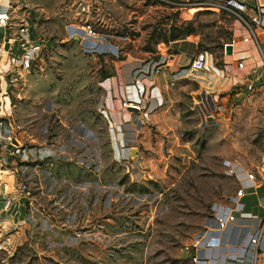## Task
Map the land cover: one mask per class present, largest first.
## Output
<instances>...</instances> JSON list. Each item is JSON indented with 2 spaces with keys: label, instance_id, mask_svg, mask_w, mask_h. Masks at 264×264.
<instances>
[{
  "label": "rangeland",
  "instance_id": "374dc122",
  "mask_svg": "<svg viewBox=\"0 0 264 264\" xmlns=\"http://www.w3.org/2000/svg\"><path fill=\"white\" fill-rule=\"evenodd\" d=\"M215 2L7 0L2 35L12 48L1 66L12 119L24 147L46 143L55 156L6 166L0 129V264H191L183 245L228 209L238 186L228 166H244L264 188V73L253 90L235 86L200 108L198 83L175 85L159 125L142 133L137 167L115 160L98 111L120 63L171 52L169 41L189 33L207 53L197 78H214L209 62L222 67L235 17ZM83 19L94 37L72 33ZM218 260L252 264L238 245L223 247Z\"/></svg>",
  "mask_w": 264,
  "mask_h": 264
},
{
  "label": "crops",
  "instance_id": "0c3cea01",
  "mask_svg": "<svg viewBox=\"0 0 264 264\" xmlns=\"http://www.w3.org/2000/svg\"><path fill=\"white\" fill-rule=\"evenodd\" d=\"M245 1L248 4V13L254 12L258 5L264 6V0ZM6 4L7 0H0V5L6 6ZM181 13L183 14L182 11ZM230 30L231 38H234L235 41L231 43L230 38V40L225 44L227 52L223 56L222 67H217L212 63V61H210L211 63L209 62L211 73L215 76L214 78L208 76L210 80H199L197 77L201 75H198L197 73H188L187 71L186 65L195 51L198 50L197 46L199 41L196 33H189L184 37L169 41L167 49L171 52H161L156 57H149L145 60L135 58L131 61H123L119 64V68H116V74L108 77L110 80H106L104 82V85H110L114 96L115 107L111 110V117L116 122L126 121L125 126L128 129L127 140L130 144H132L131 152L133 149V151H135L132 159L129 163L127 162L128 164L134 162L137 164H133V167H137L138 162H140L141 158H143L142 151L138 147L139 142L143 139L141 137L142 133L147 134L153 126L159 125L158 119L160 114L164 115L165 113V111L162 110L163 105L165 103L171 104V101L177 98L175 85L178 84L180 89H184V87H187L190 82L198 83L199 90L193 95V97L196 98L194 106L196 108L199 106L198 108H200V102L202 103L205 100L207 101L213 99V95H215V93L226 92V90L238 85L245 86V83L251 80H254L255 83L260 80L262 74L264 73V18L263 25L254 27V35H251V37H249L246 41L242 40V37L247 34V29L244 24L234 16L231 20ZM7 32V28L3 29L0 27V79L4 82V89H0L2 93V109L0 111V117L3 121H6L7 119L11 120L13 115L12 111L9 110L12 106L10 103V97L5 87L6 80L2 74L3 68L1 66L2 59L4 57H8L9 50L12 48V42H10L11 38L7 41V37H3L2 35V33L7 34ZM159 57H166V62L162 69L155 74L145 76L141 79L144 84V94L142 96V107L140 111L131 110L125 117L124 111L119 109L120 101L124 97L125 84L133 80V72L135 68L149 65ZM239 60L243 62V66L241 68L237 66V61ZM14 66H18V64L14 63ZM211 81H214L213 85L215 87H211ZM214 89H216V92H213ZM22 138L23 136L18 139V143H16L15 146L8 144V155L6 158H3L6 166H13V164L16 165L18 161L23 162L29 155L37 156L36 159L52 158L55 156L53 148L46 143H41L40 146H38L39 148L36 144H34L36 145L35 147L31 145L24 147ZM183 157L190 158L191 155L189 152H184ZM13 168L15 169V166ZM138 170L139 168H136L133 171L137 172ZM233 193L229 196L227 202L230 200ZM240 201L239 210L247 212L253 216L254 222L257 220L262 221L264 219V188L258 187V184H255V181L253 186L245 188L244 195L241 197ZM230 202V204L227 205L225 203L224 205L229 208L232 205L231 200ZM251 224L252 222L250 221L248 226ZM247 229V227L234 225L222 232H211V236L214 239L211 241L210 245H207L202 249V254L207 257L219 259L223 248L220 242L225 243L223 245L242 246L244 244V238L246 240L247 237V233H245ZM240 233L241 236L238 238ZM255 264H264V254H259Z\"/></svg>",
  "mask_w": 264,
  "mask_h": 264
},
{
  "label": "built area",
  "instance_id": "2783aa9c",
  "mask_svg": "<svg viewBox=\"0 0 264 264\" xmlns=\"http://www.w3.org/2000/svg\"><path fill=\"white\" fill-rule=\"evenodd\" d=\"M217 8H224L235 15L246 27L247 34L242 37V40H248L251 35H254V27L263 25L264 18V6L258 5L254 12L248 13V4L245 0H219L212 4ZM8 21V9L7 6L0 5V27L5 29ZM81 29L73 30L74 35L80 36L85 39V36L94 37L96 30L92 23L88 22L87 19L82 20ZM235 41L231 38V43ZM207 54L204 50H196L193 56L188 61L186 67L188 73H196L203 71L206 67ZM166 62V57H159L149 65L139 66L134 69V76L131 82H128L124 86V97L121 99L119 109L124 111L127 106L136 107L137 111H140L142 107V96L144 94V84L141 79L145 76H149L159 72ZM237 66L241 68L243 62L237 61ZM107 93L100 99L98 103V111L108 119L109 131L112 138L114 158L120 163L128 162L132 159L131 154L132 144L127 140V131L125 127L126 121L116 122L111 117V110L114 109V97L111 93L110 85L105 86ZM255 88L254 80L245 83V89L251 91ZM2 109V93L0 91V111ZM11 111V109H9ZM14 119H7L3 121L0 117V129L3 132L4 140L9 144L15 146L18 143L19 133L21 125L14 123ZM15 141V142H14ZM7 144V145H8ZM9 152V148L7 149ZM8 152L4 154V157L8 155ZM3 157V158H4ZM228 175L236 178L238 186L234 191L230 200L232 205L224 212H214L212 216L213 223L206 225L202 232L194 234L188 242L183 245V251L191 264H221L218 259L207 257L202 254V249L211 244L208 241L207 234L211 232H222L227 230L229 227L234 225H240L247 227L245 231L247 237L244 244L241 246L244 250L250 251V258L252 264H255L259 254H264V219L262 221H253L254 217L249 213L240 211L237 207L240 205L241 197L244 195L246 187L253 186L255 181L254 173L242 167L232 163L226 170ZM24 187V186H23ZM229 198V197H228ZM11 204L10 198H5L3 207L9 208ZM252 222L250 226L249 222ZM241 236L239 234L238 238ZM223 247L227 245H223Z\"/></svg>",
  "mask_w": 264,
  "mask_h": 264
},
{
  "label": "water",
  "instance_id": "95a60500",
  "mask_svg": "<svg viewBox=\"0 0 264 264\" xmlns=\"http://www.w3.org/2000/svg\"><path fill=\"white\" fill-rule=\"evenodd\" d=\"M133 110V111H137V108L136 107H132V106H127L124 110V116L126 117L130 111Z\"/></svg>",
  "mask_w": 264,
  "mask_h": 264
},
{
  "label": "bare ground",
  "instance_id": "6f19581e",
  "mask_svg": "<svg viewBox=\"0 0 264 264\" xmlns=\"http://www.w3.org/2000/svg\"><path fill=\"white\" fill-rule=\"evenodd\" d=\"M191 9H195V7L191 8Z\"/></svg>",
  "mask_w": 264,
  "mask_h": 264
}]
</instances>
